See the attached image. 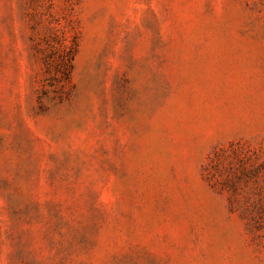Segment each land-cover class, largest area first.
Returning a JSON list of instances; mask_svg holds the SVG:
<instances>
[{"label": "rangeland", "instance_id": "374dc122", "mask_svg": "<svg viewBox=\"0 0 264 264\" xmlns=\"http://www.w3.org/2000/svg\"><path fill=\"white\" fill-rule=\"evenodd\" d=\"M0 264H264V0H0Z\"/></svg>", "mask_w": 264, "mask_h": 264}]
</instances>
